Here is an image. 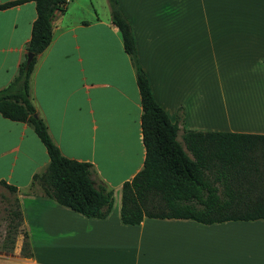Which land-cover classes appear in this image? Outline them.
<instances>
[{"label": "crops", "instance_id": "crops-1", "mask_svg": "<svg viewBox=\"0 0 264 264\" xmlns=\"http://www.w3.org/2000/svg\"><path fill=\"white\" fill-rule=\"evenodd\" d=\"M10 0H0V3ZM155 101L182 131L264 133V0H117ZM66 0L35 58L29 98L63 155L92 163L111 187L89 217L31 183L47 153L31 125L0 114V185L15 186L20 220L0 264H264V217L208 223L185 217L120 220V186L144 146L135 72L109 7ZM33 0L0 7V88L25 52ZM10 212V210L8 211Z\"/></svg>", "mask_w": 264, "mask_h": 264}, {"label": "trees", "instance_id": "trees-1", "mask_svg": "<svg viewBox=\"0 0 264 264\" xmlns=\"http://www.w3.org/2000/svg\"><path fill=\"white\" fill-rule=\"evenodd\" d=\"M10 0L0 7L21 2ZM25 52L10 81L0 88V114L28 122L45 147L48 161L32 174L31 183L55 201L89 217L109 212L113 192L99 179L92 163L63 155L29 98V75L36 55L49 43L51 18L66 0H33ZM110 19L117 27L124 51L135 72L140 102L141 168L120 186L119 216L124 223L142 217H185L208 223L227 219L264 217V133L230 130L182 131L155 101L145 71L140 66L130 23L117 0H107ZM31 53L27 60V54ZM4 183L3 180H0ZM9 190L15 186L7 184ZM3 245L12 242L20 211L10 212Z\"/></svg>", "mask_w": 264, "mask_h": 264}, {"label": "rangeland", "instance_id": "rangeland-1", "mask_svg": "<svg viewBox=\"0 0 264 264\" xmlns=\"http://www.w3.org/2000/svg\"><path fill=\"white\" fill-rule=\"evenodd\" d=\"M72 1V0H71ZM83 4L100 10L108 7L107 0H82ZM97 10V11H98ZM12 192L0 185V217H5L8 221L11 219L10 212L15 209V203L12 200ZM10 210V212H8Z\"/></svg>", "mask_w": 264, "mask_h": 264}, {"label": "water", "instance_id": "water-1", "mask_svg": "<svg viewBox=\"0 0 264 264\" xmlns=\"http://www.w3.org/2000/svg\"><path fill=\"white\" fill-rule=\"evenodd\" d=\"M30 56H31V53H28L27 54V60L30 58Z\"/></svg>", "mask_w": 264, "mask_h": 264}]
</instances>
